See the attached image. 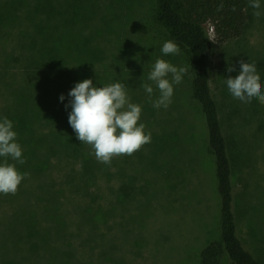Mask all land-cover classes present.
Returning a JSON list of instances; mask_svg holds the SVG:
<instances>
[{"label": "rangeland", "instance_id": "374dc122", "mask_svg": "<svg viewBox=\"0 0 264 264\" xmlns=\"http://www.w3.org/2000/svg\"><path fill=\"white\" fill-rule=\"evenodd\" d=\"M83 1L87 5H82ZM93 2L98 5L96 15L90 11L89 4ZM181 4L185 15L198 18L205 17L209 0H181ZM260 4V17L254 16L244 35L237 39L228 40L216 33L209 16L204 22L213 42L210 87L233 167L237 232L243 244L264 264V105L256 99L251 103L234 99L225 83L228 76L238 74L240 59L256 65L264 57V0ZM68 7L73 11L79 9L80 16L75 14V19L79 25L89 27L87 49L101 51L97 53L99 63L92 65L102 73L99 78L105 84L101 87L120 82L125 85L130 102L143 105L148 101L153 109L141 85L151 84L152 100L159 97L155 83L147 79L156 59L186 67L188 71L182 82L174 85L167 109L155 108V116L142 110L140 122L145 124L146 132H151V142L131 156L116 157L120 174L130 183L128 191L117 190L124 187V182L116 175L113 164L109 165L108 173L97 181V187H92V192L99 189L101 196L97 195L93 203L87 197L79 200L91 205L98 203L103 210L101 216H90L85 208L72 211L67 218L54 216L55 226L46 233L49 242L42 244L39 251L41 258H26L21 264H200V250L218 238L219 200L203 115L191 91L188 54L180 46L179 54L165 56L161 52L163 43L170 39L153 16V0H71ZM111 10L114 14L106 15ZM69 12L66 8L63 13L70 16ZM133 39L148 48L142 49L144 53L134 52L126 60V50L119 55V45L128 47ZM142 57L146 61L144 66L140 62ZM122 64L137 73L143 71V77L125 72ZM228 64L236 71L228 73ZM15 65L12 69L17 77L21 69ZM256 69L264 88V70L257 66ZM87 74L84 79L93 81L94 77ZM77 82V78L73 80L70 89ZM173 119L179 126L174 136L165 139L161 127L172 129L176 125ZM62 170H66L63 165ZM56 174L51 173L53 179H58ZM139 185L141 190L137 189ZM143 193L147 198L151 195L150 199ZM4 201L5 195L0 194L3 209ZM61 222L65 223V230L60 229ZM43 234L39 231L38 235ZM63 237L62 249L60 240L56 246L50 244V239ZM222 263L229 264V260L224 257Z\"/></svg>", "mask_w": 264, "mask_h": 264}, {"label": "trees", "instance_id": "16d2710c", "mask_svg": "<svg viewBox=\"0 0 264 264\" xmlns=\"http://www.w3.org/2000/svg\"><path fill=\"white\" fill-rule=\"evenodd\" d=\"M69 2L71 0L0 2V119L7 117L13 122L26 161L21 165L9 157L8 162L15 164L21 173H29L15 195H5V209L0 204V264H21L26 258L31 261L40 259L41 245L49 242L46 233L55 226L54 216L67 218L80 208L88 210L93 217H100L103 212L98 203L91 205L79 200L87 197L93 203L101 196L97 192L99 189L92 192V187H97V181L108 173L109 165L98 162L89 154L90 146L77 140L68 123L71 108L65 107L70 99L71 82L76 78L80 82L88 72L87 75L94 77L96 86L105 84L99 78L102 75L100 69L92 67L99 63L97 53L101 51L93 47L87 49L89 27L78 24L74 15L80 16V10L73 11L68 7ZM221 4L223 7L218 11ZM82 5L87 3L83 1ZM89 5L91 13L96 15V2ZM66 8L70 10V16L64 15ZM83 11L82 17L85 18ZM254 11L250 0H209L205 17L196 18L185 15L181 0H153L156 22L189 56L191 91L203 115L206 146L214 161L219 234L200 250V264H223L224 257L229 264H260L237 232L233 167L218 105L211 92L213 42L204 22L209 16L216 33L228 40L237 39L252 23ZM111 13L114 14L113 10L106 15ZM119 48V55L126 50L124 59L128 60L134 52L144 53L142 49L148 47L133 39L128 47L119 45ZM140 62L144 66V57ZM15 63L16 68L21 69L17 77L12 69ZM256 66L264 70V57L257 60ZM122 67L131 75L137 73L134 68H124L123 64ZM143 74V71L137 73L139 78ZM61 94L65 97L63 101L59 99ZM141 106L148 116L156 115L155 108L150 109L148 101ZM168 114L171 116L170 112ZM175 121L176 125L170 130L162 125L161 134L165 133V139L174 136L179 126ZM4 159L0 157V163ZM111 164L124 182V187L117 190L127 192L130 183L120 174L116 158ZM62 165L66 170H62ZM52 172L58 173V179H53ZM140 186L137 189L141 190ZM143 196L147 198L144 193ZM64 222L68 224L66 220ZM64 222H61L60 229L65 230ZM39 231L44 234L38 235ZM59 240L62 249L64 237L50 239V244L56 246Z\"/></svg>", "mask_w": 264, "mask_h": 264}, {"label": "clouds", "instance_id": "9594fccd", "mask_svg": "<svg viewBox=\"0 0 264 264\" xmlns=\"http://www.w3.org/2000/svg\"><path fill=\"white\" fill-rule=\"evenodd\" d=\"M250 6L256 10L253 15L259 18L260 0H250ZM222 7L221 4L217 10ZM232 10L235 11V8ZM161 52L165 56L175 55L179 54L180 49L174 41L167 40ZM238 63V74L228 76L225 80L229 93L243 103H251L256 99L264 105V88L255 63H249L243 58ZM187 71L186 67H177L164 59H156L147 79L155 83L159 97L152 100V85H141L154 108H168L174 94V85L182 82ZM226 71L231 73L236 69L228 64ZM68 97L70 99L65 105L71 108L68 123L77 140L90 146L89 154L94 155L98 162L111 165L114 158L131 156L151 142V132H146L145 124L140 122L142 106L130 102L124 84L116 82L101 87L94 85L91 79H84L75 83ZM59 99L63 101L64 95L61 94ZM0 157L5 158L0 163V194L15 195L29 173H21L15 164L8 162L9 157L21 165L26 161L21 145L17 142V133L13 130V122L7 117L0 119Z\"/></svg>", "mask_w": 264, "mask_h": 264}]
</instances>
